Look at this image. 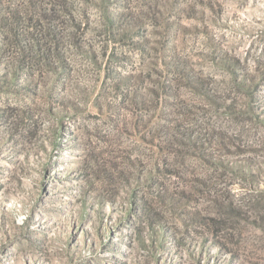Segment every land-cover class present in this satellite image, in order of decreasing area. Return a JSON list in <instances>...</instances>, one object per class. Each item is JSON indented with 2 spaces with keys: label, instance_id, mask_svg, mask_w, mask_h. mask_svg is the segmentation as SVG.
Segmentation results:
<instances>
[{
  "label": "rangeland",
  "instance_id": "rangeland-1",
  "mask_svg": "<svg viewBox=\"0 0 264 264\" xmlns=\"http://www.w3.org/2000/svg\"><path fill=\"white\" fill-rule=\"evenodd\" d=\"M0 264H264V0H0Z\"/></svg>",
  "mask_w": 264,
  "mask_h": 264
}]
</instances>
